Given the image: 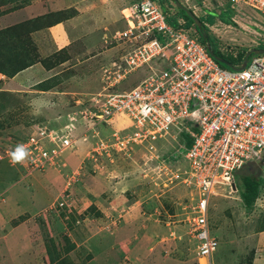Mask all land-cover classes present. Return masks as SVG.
Masks as SVG:
<instances>
[{
	"label": "rangeland",
	"instance_id": "obj_1",
	"mask_svg": "<svg viewBox=\"0 0 264 264\" xmlns=\"http://www.w3.org/2000/svg\"><path fill=\"white\" fill-rule=\"evenodd\" d=\"M156 1L170 20L175 17L184 24L172 0ZM176 1L185 5L183 0ZM129 2L117 0L120 13L106 25L101 56L77 66L73 73L65 70L70 66L59 68L54 107L45 108L49 111L30 101L27 104L16 92L0 90V264L15 261L3 253L9 245L23 248L21 264H87L91 256L98 261L104 250L115 251L116 260H122L123 245L137 260L134 238H140L144 250L138 264H264V183L249 209L243 206L237 190L215 191L208 226L218 247L210 262L198 257L187 224L191 196L184 182L187 165L180 156L179 131L135 146L127 154L94 153L92 147L98 139L108 141L113 131L129 123L122 114L114 115L107 126L96 125L93 134L82 132L80 120L71 128L77 135L73 148L43 164L42 169L29 168L30 148L23 147L27 155L21 163L11 162L12 153L26 143L36 126L56 129L68 125L72 123L69 117L88 107L91 96L127 92L147 76L144 66L124 75L123 61L138 41L113 38L125 29L122 12ZM195 6L194 17L204 27L207 43L222 56L224 63L219 64L223 67L238 65L252 46L264 48V18L240 2L195 0ZM222 13L232 23L231 28L219 22ZM254 39L257 44H252ZM4 45L9 44L0 42V47ZM27 47L11 53V59L19 65L28 62L32 49ZM4 60L0 57L1 74L11 70L12 61ZM237 173L264 181V161L248 164ZM127 220L132 221L128 222V235L122 233ZM19 232L22 236L18 239ZM151 238L154 241H149Z\"/></svg>",
	"mask_w": 264,
	"mask_h": 264
},
{
	"label": "built area",
	"instance_id": "obj_2",
	"mask_svg": "<svg viewBox=\"0 0 264 264\" xmlns=\"http://www.w3.org/2000/svg\"><path fill=\"white\" fill-rule=\"evenodd\" d=\"M236 1L264 18V0ZM124 12L125 29L113 38L139 43L126 54L124 75L144 66L147 76L127 92L91 96L88 107L69 117L68 125L36 126L22 145L30 148L29 168L42 169L71 150L77 141L71 128L80 120L82 132L93 134L96 125L107 126L114 115L122 114L129 123L108 141L98 139L94 153L127 154L179 131L191 140L189 147H179L191 196L187 224L198 257L210 262L218 247L208 226L211 198L217 189L230 191L239 169L264 161V53H250L240 68L256 49L249 48L238 65L222 68L192 26L167 23L156 0H130Z\"/></svg>",
	"mask_w": 264,
	"mask_h": 264
},
{
	"label": "crops",
	"instance_id": "obj_3",
	"mask_svg": "<svg viewBox=\"0 0 264 264\" xmlns=\"http://www.w3.org/2000/svg\"><path fill=\"white\" fill-rule=\"evenodd\" d=\"M183 1L185 7L179 4L194 15L197 8L195 0ZM5 2L7 3L0 2V32L3 31V34H0V42L9 45L0 47V57H3L4 61H12L11 66L19 65V61L11 59V53L21 52L24 47L28 49L27 46H30L32 50L28 57L36 58L37 62L11 77L0 73V90L16 92L26 99V103L30 101L35 106L41 107L42 111H49L45 108L54 107L52 100L57 94L54 89L58 81L56 76L59 68L63 70L70 66L65 70H72L73 73L77 66L92 60L97 54H103L106 25L120 13L117 0H6ZM17 27H21L18 33H9L11 32L9 30ZM226 27L231 28L230 25ZM251 42L256 43L257 39ZM129 220L124 221L123 225H126L122 228L123 234L127 232L128 235L130 232L128 222L132 221ZM21 236V232L16 235L18 239ZM144 237L147 236L143 235L142 238ZM133 240L138 245L137 260L132 258L128 248L125 249L123 245L120 249L122 260H116V255L113 254L115 251L104 250L99 255L98 261L95 256H91L87 264H138V257L142 258L144 250L140 238ZM145 241L147 242V238ZM149 241L154 240L151 238ZM22 251V247L9 245L3 253L15 260L12 264H21L19 260L23 257Z\"/></svg>",
	"mask_w": 264,
	"mask_h": 264
},
{
	"label": "trees",
	"instance_id": "obj_4",
	"mask_svg": "<svg viewBox=\"0 0 264 264\" xmlns=\"http://www.w3.org/2000/svg\"><path fill=\"white\" fill-rule=\"evenodd\" d=\"M161 5V4H160ZM163 11L165 12V8L161 5ZM178 15L183 18L184 20V24L183 27L184 28H188L192 25V22L190 21V19L185 15V13L180 10L177 9ZM225 13H222L221 16L219 17V21L225 25H231L232 23L230 21H228L225 18ZM166 21L169 25L175 27L177 26L176 23V18L172 17V20H170L168 17L166 18ZM208 23L211 24L212 22L210 20H208ZM195 35H197V39L199 40V42L201 43H207L209 42V37H206L205 39H202L199 35V33L197 32V30L193 27ZM208 44V43H207ZM209 48H210V52L212 54V57H218V58H222V56L220 55V53L218 51H216L214 48H212L209 44H208ZM261 49V48H260ZM28 62L23 63L22 65H16V66H11L10 69L8 70L7 73H4L3 75L11 77L14 74H16L17 72L27 68L28 66H30L31 64H33L36 58H30L28 57ZM217 64L224 68L221 64H219L217 62ZM181 137V143L184 144L186 147H189L191 140L184 134H180ZM245 167V166H244ZM238 172V171H237ZM235 172L233 175V183H234V187L235 190H237L238 195L240 197V200L243 204V206L247 209H249L253 203V201L255 200L257 193H258V187L264 183V181H262V179L253 177V176H249V175H239V173ZM210 208V207H209ZM208 216H209V209H208ZM213 236H215L214 233H212ZM218 243V242H217Z\"/></svg>",
	"mask_w": 264,
	"mask_h": 264
},
{
	"label": "water",
	"instance_id": "obj_5",
	"mask_svg": "<svg viewBox=\"0 0 264 264\" xmlns=\"http://www.w3.org/2000/svg\"><path fill=\"white\" fill-rule=\"evenodd\" d=\"M172 1L174 2L175 7L177 9L182 10L185 13V15L190 19V21L192 22V25L197 30V32L199 33L200 37L202 39H205L206 38V34L204 33V29L202 27V24L196 19V17H194V15L189 10L185 9L184 7H182L176 0H172ZM205 47H206V50L209 52V54L212 56V54L210 52V48H209V46H208V44L206 42H205ZM250 53H264V49L263 50L255 49V50H252V51L248 52V54L244 57L240 68H242L244 66L246 57L248 55H250ZM213 59L216 62H218V63H222V64L224 63L223 59H221V58L213 57ZM227 66L230 67V65H227ZM230 187H231L232 191H235V187H234V183L233 182L231 183Z\"/></svg>",
	"mask_w": 264,
	"mask_h": 264
},
{
	"label": "clouds",
	"instance_id": "obj_6",
	"mask_svg": "<svg viewBox=\"0 0 264 264\" xmlns=\"http://www.w3.org/2000/svg\"><path fill=\"white\" fill-rule=\"evenodd\" d=\"M262 49H258V50H263ZM27 153L25 152V149L23 148V146H17L16 150L12 153V163L13 164H17V163H21L23 161V159L26 157Z\"/></svg>",
	"mask_w": 264,
	"mask_h": 264
},
{
	"label": "flooded vegetation",
	"instance_id": "obj_7",
	"mask_svg": "<svg viewBox=\"0 0 264 264\" xmlns=\"http://www.w3.org/2000/svg\"><path fill=\"white\" fill-rule=\"evenodd\" d=\"M203 29H204V27H203ZM204 33H205V29H204ZM206 34V33H205ZM206 37H208V35L206 34Z\"/></svg>",
	"mask_w": 264,
	"mask_h": 264
}]
</instances>
